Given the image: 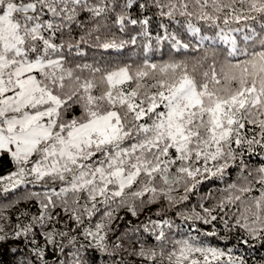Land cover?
<instances>
[{
  "label": "snow or ice",
  "instance_id": "snow-or-ice-1",
  "mask_svg": "<svg viewBox=\"0 0 264 264\" xmlns=\"http://www.w3.org/2000/svg\"><path fill=\"white\" fill-rule=\"evenodd\" d=\"M155 16L160 22L154 37ZM164 20L180 25L195 43L170 32ZM129 25L139 26L129 40L109 38L113 28L125 32ZM138 37L146 41L145 58L135 67L84 62L86 47L122 49L136 45ZM153 40L157 49L170 41L174 51L191 48L200 55L191 64L151 62L147 54ZM248 125L259 129V139L248 137ZM257 144L264 147V0H0V154H10L18 165L16 172L0 177L10 182L5 192L24 183L60 181L65 186L46 193L47 202L40 207L55 208V196L67 212L70 192L78 196L85 191L91 201L103 197L105 204L120 197L123 204L125 189L138 185L139 190L129 193L134 198L155 194L159 180L168 186L165 194L171 202L172 185L182 183L188 193L201 183L198 177L223 175L230 160L242 157L233 145L252 151ZM255 173L259 196L242 199L253 191L252 181L239 189L233 184L226 191L240 195L229 194L217 207L223 210L239 201L235 225L264 241V166ZM72 202L79 205L78 199ZM81 207L89 216L96 209L95 203L91 209ZM130 210L136 214L135 207ZM203 211L210 216L197 214L204 223L217 219L213 209ZM72 218L82 222L80 215ZM103 227L97 224L95 232L85 229L84 234L108 253L106 235H100ZM28 231L18 230L15 236ZM163 237L160 231L156 239ZM7 239L0 236V242ZM178 243L177 264L193 253L201 254L203 264H223L225 256L226 264H247L218 248ZM133 254L157 255L143 247ZM73 264L83 261L74 255ZM191 264L201 260L191 259Z\"/></svg>",
  "mask_w": 264,
  "mask_h": 264
},
{
  "label": "trees",
  "instance_id": "trees-1",
  "mask_svg": "<svg viewBox=\"0 0 264 264\" xmlns=\"http://www.w3.org/2000/svg\"><path fill=\"white\" fill-rule=\"evenodd\" d=\"M138 13L133 9V16ZM152 16V12L147 13ZM183 23L182 17H178ZM160 22L158 16L153 17L152 30L153 36L157 34L156 25ZM170 32H176L180 38L190 44H194L185 30L175 23L167 20ZM257 31L260 25H255ZM139 26L129 25L125 32H120L116 28L112 29L109 38H114L117 43L121 40H129L131 35H135ZM212 35L211 32L205 33ZM146 41L138 37L137 44H127L124 48L100 49L87 48L84 62L93 63L103 68H111L117 65L131 64L133 67L142 63L145 58L143 47ZM170 41L163 42L157 49L155 40H153V51L147 54V59L155 63H163L169 60H185L190 64L197 59L200 53L181 49L174 51ZM81 62V61H77ZM151 83V81H146ZM78 113V110H77ZM248 125V137L257 135L259 129ZM241 156H237L235 161H229V167L225 169L223 175L211 176L207 179L198 177L201 183L192 191L185 193L183 184L172 185V191L169 193L174 197L169 201L167 187L161 181L155 182L157 193L145 192L142 197L134 198L129 193L139 190L138 185H133L131 189H125L124 203L121 204L120 197L103 203V197H97L96 201L87 198L86 192L82 191L78 196L71 192L66 199L68 200V211L65 212L61 206L60 199L53 196L57 206L44 210L40 207L41 202H47L45 194H51V190L57 192L60 187L65 186L60 181H49L45 179L42 182H29L19 185L14 189L5 192L1 188L0 179V236H7L5 242H0V259L3 264H73V256L77 255L82 259L83 264H177L179 249L182 246L178 242L185 240L203 247L218 248L233 257H242L247 264H264V241L257 238L248 237L246 231L235 225L239 218L236 209L240 207V202L226 205L223 210L217 205L229 194L240 195L237 190L226 191L230 185L235 184L237 189L245 186L248 181H252L253 191L242 195V199L249 196H259L261 185L256 182L255 169L264 166V147L253 145V150L249 151L245 145L239 148L233 145ZM36 157H32L27 166H30ZM213 165L209 161V167ZM18 165L10 154H0V177L10 176L16 172ZM214 170V169H213ZM175 173V166L172 169ZM249 173H252L250 176ZM247 177V180L245 179ZM69 179L71 177H68ZM31 181V179H28ZM151 186V185H150ZM111 187V186H110ZM163 188L165 191L160 192ZM32 193H39L38 196H32ZM187 195L186 200L181 197ZM78 199L79 205L73 204V200ZM151 201V202H149ZM93 203L96 209L92 215H88L81 206L91 209ZM135 207L136 214L133 215L131 208ZM204 208L213 209L211 215L217 217L210 223H204V220L198 219L203 216L210 220V216L203 211ZM46 215L43 220L39 219L41 213ZM111 212L109 217L106 213ZM74 213L81 216V221L73 219ZM51 215V219H47ZM227 221V227L225 226ZM243 223V221H241ZM102 224L100 235H106L105 243L108 245V253L102 252L94 247L95 240L84 234L85 229L95 232L96 225ZM24 228L29 231L21 237H16L15 232ZM160 231L164 232L163 239L157 240L156 237ZM60 233H67L61 236ZM215 233V235H207ZM53 239L49 241L48 235ZM247 239L248 243H244ZM115 245H120L114 249ZM143 247L156 252L154 259L149 257L141 258L133 254V251H139ZM63 249V251H61ZM42 250L44 256L36 255V252ZM79 250V251H78ZM171 256V260L169 257ZM191 259L201 260L203 257L199 253H193L183 264H191ZM227 256L224 257L223 264H226ZM212 264H216L215 261Z\"/></svg>",
  "mask_w": 264,
  "mask_h": 264
},
{
  "label": "rangeland",
  "instance_id": "rangeland-1",
  "mask_svg": "<svg viewBox=\"0 0 264 264\" xmlns=\"http://www.w3.org/2000/svg\"><path fill=\"white\" fill-rule=\"evenodd\" d=\"M31 166V165H30ZM30 166H27V167H30ZM8 177V176H7ZM26 179L28 180V179H31L32 180V177H26ZM9 184H10V182L7 180V179H2V181H1V188L2 189H5L6 187H9ZM24 184H26V183H24ZM24 184H21V185H24Z\"/></svg>",
  "mask_w": 264,
  "mask_h": 264
}]
</instances>
